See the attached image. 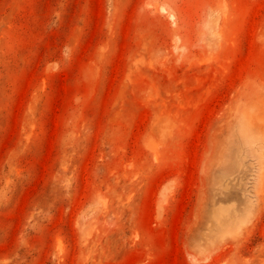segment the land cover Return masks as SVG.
Returning <instances> with one entry per match:
<instances>
[{
    "label": "rangeland",
    "instance_id": "rangeland-1",
    "mask_svg": "<svg viewBox=\"0 0 264 264\" xmlns=\"http://www.w3.org/2000/svg\"><path fill=\"white\" fill-rule=\"evenodd\" d=\"M0 264H264V0H0Z\"/></svg>",
    "mask_w": 264,
    "mask_h": 264
}]
</instances>
